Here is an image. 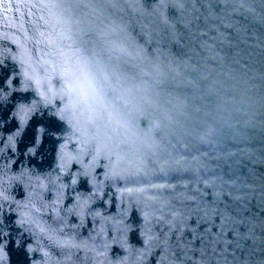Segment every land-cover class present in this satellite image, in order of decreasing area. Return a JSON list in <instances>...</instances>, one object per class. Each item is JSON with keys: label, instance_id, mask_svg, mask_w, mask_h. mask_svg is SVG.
Here are the masks:
<instances>
[{"label": "water", "instance_id": "obj_1", "mask_svg": "<svg viewBox=\"0 0 264 264\" xmlns=\"http://www.w3.org/2000/svg\"><path fill=\"white\" fill-rule=\"evenodd\" d=\"M0 264H264V0H0Z\"/></svg>", "mask_w": 264, "mask_h": 264}, {"label": "snow or ice", "instance_id": "obj_2", "mask_svg": "<svg viewBox=\"0 0 264 264\" xmlns=\"http://www.w3.org/2000/svg\"><path fill=\"white\" fill-rule=\"evenodd\" d=\"M99 67V75L90 81V88L101 103L107 104L114 110L119 109L120 99L115 96V90L109 85L110 74L103 67ZM120 69H116L118 71Z\"/></svg>", "mask_w": 264, "mask_h": 264}]
</instances>
